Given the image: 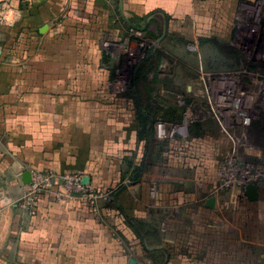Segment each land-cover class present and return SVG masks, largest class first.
<instances>
[{
    "label": "crops",
    "instance_id": "1",
    "mask_svg": "<svg viewBox=\"0 0 264 264\" xmlns=\"http://www.w3.org/2000/svg\"><path fill=\"white\" fill-rule=\"evenodd\" d=\"M2 3L21 10L22 16L14 27L0 30V264H103L96 259L109 253L108 245L116 246L117 254L111 257L124 261L127 256L129 264L131 259L139 260V254H145L163 232L158 224L160 212L146 197V183L159 171L157 148L163 142L155 134V112L151 111L155 105L145 106L140 89L124 94L111 91L117 63L103 42L108 36L122 39L126 32L150 39L160 33L178 35L171 28L173 21L184 19L199 20L186 29L188 34L201 35L206 0H0ZM152 96L156 99L155 92ZM218 126L193 125L190 139L179 142L185 166L177 170L180 180H171L174 188L179 186V193L169 190L165 202H182L185 211L176 218L171 211L165 218L170 219L169 224H178L181 218L186 233L199 226L205 213L218 211V203L208 206L215 198L202 200L203 184L214 180L217 172L215 162L202 170L201 145L217 140V149L209 154L213 160L224 149H232V133L225 136ZM195 128H201L199 136ZM110 131L123 133L122 137L116 134L119 145L124 143L125 132L133 134L131 157L109 160ZM177 152L173 155L178 156ZM168 153L166 147L161 151L164 166L176 159L168 158ZM36 169L52 173L54 181L51 191L28 212L19 201L28 185L25 175L30 180ZM76 173L85 175L97 193L100 188L119 187L113 188L110 202L57 199L62 177ZM193 236L198 237L190 238ZM256 238L233 240L264 243ZM260 252L244 250L238 257L251 261L263 258ZM254 264L264 263L255 259Z\"/></svg>",
    "mask_w": 264,
    "mask_h": 264
},
{
    "label": "rangeland",
    "instance_id": "2",
    "mask_svg": "<svg viewBox=\"0 0 264 264\" xmlns=\"http://www.w3.org/2000/svg\"><path fill=\"white\" fill-rule=\"evenodd\" d=\"M263 1L238 0L236 3H232V0H206L204 4L205 29L201 35L188 34V29H186L195 27L194 25L199 20L191 22L184 19L173 21L175 24L171 28L178 35L165 36L160 33L150 39V37L143 35L139 38L134 37L126 32L122 39L114 40L113 37H106L103 48L106 49L109 55H112L117 63L114 73L115 80L110 85L111 91L114 94H124L131 92L134 88L136 90L140 89L142 96L145 97L142 100L146 104L145 106L155 105V110L151 109V111L155 112L152 118L156 125L158 123L181 125L184 121L186 107L192 104L204 107L210 102V77L217 78L218 81H224L223 79L232 80V67L235 66L234 62L236 61L235 51L232 49L241 50L242 48L244 51L246 27L256 28L258 21L253 20L259 17L260 13L264 14ZM18 22L20 20L14 25L2 24L0 30L14 27ZM180 29L185 31L181 32ZM255 33L260 35L261 31H255ZM145 47H148V50H143ZM110 57L108 56V58ZM145 80H148V83L142 84ZM134 82L136 85L132 84ZM154 92L156 99L152 96ZM206 108H209V105ZM195 114L199 116V120L192 123L194 127L202 128L210 125L213 129L217 128L215 126L219 122L216 117H208V115L203 117L204 114L199 115L197 112L192 111V117ZM204 121L209 123L207 122L201 126ZM218 128L225 136L231 133L222 121L219 123ZM199 130L195 128L196 133ZM201 132V134H204L203 129ZM116 134L117 137L123 136V133L109 132L108 157L109 160L120 161L122 156L128 158L130 153L132 154L135 145L133 146L132 143V133L128 131L124 133L123 145L115 143ZM196 135L199 136L200 134L197 133ZM157 138L163 142V145H158L157 148L156 164H160V169L151 160L159 171L153 179L146 183V197L152 204H155L157 211L160 212L161 217L158 224H161L163 232L162 235L157 234L156 241L149 244L151 247L146 248L145 254H139V260L135 258L136 264H247V262L254 264L255 259L257 262L262 261L264 263V257H254V260L251 261L247 260L246 257L239 258V252L244 250L246 252L252 251V254L259 250L264 256V243L239 244V240H233V238L240 237H253L255 240L258 237L259 240H264V202L249 207L248 202L246 203L243 198L239 197V190L232 188V182L227 175L231 166L230 162H232L230 159L232 149H224L220 155L215 156V161L210 159L209 154L212 150L217 149V140H212L213 145L202 142L201 145L204 149L202 170H205L204 167H213L215 162L217 172L214 180L203 184L202 200L210 197L215 198L216 206L218 203V211L216 213H205L202 222H199V226L193 228L194 230L190 229L191 232L186 233L183 224L180 222L181 218L178 221L182 226L179 223L169 224L170 219L168 223L165 218L168 214L169 216L173 214L174 218L180 217L185 211V206L181 207L182 202L176 200L173 203L170 201L168 204L165 202L169 199V190L173 189V191L175 190L174 193H179L176 192L179 186L176 185L174 188L171 180H180L177 170H181V167L185 166V162L182 163L180 160V158H183L179 143L181 139L179 137ZM203 140L210 141L211 138ZM232 141L234 140L232 139ZM174 146L176 148L172 150ZM165 147L169 151L168 158L170 157V159H174L171 155L174 156L173 153L178 151V156H174L176 159L172 161L174 164H170L171 167L169 165L170 161L169 163L166 161L164 166L163 160L160 159L161 151L164 152ZM235 150L237 149L235 148ZM210 160L212 161L210 162ZM79 174L81 173L74 175ZM238 181L242 182L243 180ZM118 187L114 186L107 190L100 188V193L96 192L93 201L96 198H101L104 201V196L108 195V199L105 201L110 202L112 191L115 190L113 188ZM181 189L186 190L185 187ZM83 199L89 200L91 198ZM173 221L177 222L174 219ZM166 233L167 235H165ZM191 235H198V237L193 236V238H190ZM148 236L151 237L152 235ZM107 248H109V253L107 251L103 253V257L107 256V258H97L96 262L98 260L99 263L103 264H129V257L127 256L124 261L116 258V255L111 257L112 253L117 254L115 245H108Z\"/></svg>",
    "mask_w": 264,
    "mask_h": 264
},
{
    "label": "built area",
    "instance_id": "3",
    "mask_svg": "<svg viewBox=\"0 0 264 264\" xmlns=\"http://www.w3.org/2000/svg\"><path fill=\"white\" fill-rule=\"evenodd\" d=\"M22 11L13 8L7 3L0 4V25H14L18 20H21ZM251 33L259 31L256 28L250 30ZM257 34V33H256ZM259 36V35H258ZM261 42L264 44V36L261 37ZM211 79V80H210ZM210 102L207 103L209 108L202 107L198 104H192L185 108L184 121L181 125H171L166 123H158L156 125V135L161 139L180 138L183 141L190 139V129L192 123L199 120V116L195 114L192 117V111L203 117H216L218 122L226 126V128L234 135L236 128L248 118V115L254 110V101L250 93L244 91L241 87L231 81H218L217 78L210 77ZM209 95V94H208ZM224 102H223V101ZM214 119V118H213ZM233 140L241 143L242 136L235 135ZM233 141V142H235ZM236 146V144H235ZM232 153L229 167L228 179L232 182V187L243 185L249 182L250 177L247 172L252 168L249 164L241 166L244 155H236ZM240 163V165H239ZM227 173V172H226ZM252 177V176H251ZM85 175L67 174L62 177L61 189L55 192V197L59 200L78 198L94 199L96 195L95 189L90 183L84 184ZM254 178V177H253ZM243 180L242 182L238 180ZM54 175L45 173L38 169L31 171L30 183L26 186V190L19 201V205L28 212H32L42 197L49 193L52 189ZM89 199V200H91ZM108 199V195L104 196Z\"/></svg>",
    "mask_w": 264,
    "mask_h": 264
},
{
    "label": "flooded vegetation",
    "instance_id": "4",
    "mask_svg": "<svg viewBox=\"0 0 264 264\" xmlns=\"http://www.w3.org/2000/svg\"><path fill=\"white\" fill-rule=\"evenodd\" d=\"M255 20L258 21L256 29L260 30L261 34L258 36L251 31L248 33L251 28L246 27L244 51L242 48L241 50L232 49L236 55L234 56L235 66L232 67V82L250 93L254 100V110L243 123L245 126L239 125L234 135L232 134L234 139L236 134L242 136L241 143L237 144V141H232V152L236 155H244L241 166L247 164L252 166L247 172L250 181L232 188L239 190V197L243 198L246 203L248 202L249 207L264 202V44L261 42V37L264 36V14L260 13L259 17L253 21ZM147 48L145 47L143 50L146 51ZM132 84L136 85L135 82ZM250 185L257 188L256 200H250L247 197L246 189ZM215 204L216 200H214Z\"/></svg>",
    "mask_w": 264,
    "mask_h": 264
},
{
    "label": "water",
    "instance_id": "5",
    "mask_svg": "<svg viewBox=\"0 0 264 264\" xmlns=\"http://www.w3.org/2000/svg\"><path fill=\"white\" fill-rule=\"evenodd\" d=\"M24 178H25V184H29L30 180L28 178V174H26ZM83 182H84V184H88L89 183L88 178L85 177ZM246 192H247V197L250 200H256L257 199V188L255 186H253V185L248 186L247 189H246ZM208 206L209 207H213L214 206V199H211V200L208 201ZM130 264H136V260L135 259H131Z\"/></svg>",
    "mask_w": 264,
    "mask_h": 264
},
{
    "label": "trees",
    "instance_id": "6",
    "mask_svg": "<svg viewBox=\"0 0 264 264\" xmlns=\"http://www.w3.org/2000/svg\"><path fill=\"white\" fill-rule=\"evenodd\" d=\"M142 76H144V75H142ZM145 77V76H144ZM140 136L142 137V132L140 133Z\"/></svg>",
    "mask_w": 264,
    "mask_h": 264
},
{
    "label": "bare ground",
    "instance_id": "7",
    "mask_svg": "<svg viewBox=\"0 0 264 264\" xmlns=\"http://www.w3.org/2000/svg\"><path fill=\"white\" fill-rule=\"evenodd\" d=\"M255 10H257V9H255ZM229 79V78H228ZM223 101V100H222ZM254 101V100H253ZM224 102V101H223Z\"/></svg>",
    "mask_w": 264,
    "mask_h": 264
}]
</instances>
